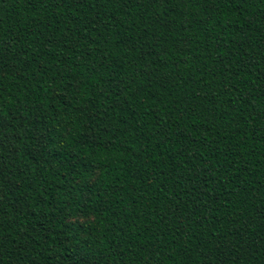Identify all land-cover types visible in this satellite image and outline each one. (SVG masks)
Listing matches in <instances>:
<instances>
[{"label":"trees","instance_id":"obj_1","mask_svg":"<svg viewBox=\"0 0 264 264\" xmlns=\"http://www.w3.org/2000/svg\"><path fill=\"white\" fill-rule=\"evenodd\" d=\"M0 264H264V0H0Z\"/></svg>","mask_w":264,"mask_h":264}]
</instances>
